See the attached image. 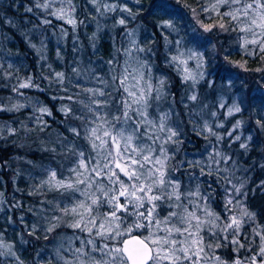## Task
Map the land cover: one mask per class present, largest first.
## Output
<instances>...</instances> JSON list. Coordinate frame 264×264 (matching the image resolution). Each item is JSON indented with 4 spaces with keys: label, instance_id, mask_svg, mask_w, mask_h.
I'll list each match as a JSON object with an SVG mask.
<instances>
[{
    "label": "snow or ice",
    "instance_id": "obj_1",
    "mask_svg": "<svg viewBox=\"0 0 264 264\" xmlns=\"http://www.w3.org/2000/svg\"><path fill=\"white\" fill-rule=\"evenodd\" d=\"M88 2L99 17L126 14L115 22L124 30L123 39L115 54L103 61L106 72L73 66L75 79L59 71L45 77L49 86L55 85L64 93L54 99L68 102L61 104L59 111L64 118L61 123L68 121L65 131L73 139L58 133L61 151L55 147L44 150L63 156L64 161L58 162V167L43 165L41 174L31 177L37 183L28 194L41 197L38 207L29 208L37 219L28 226L21 217V223L29 237L39 240L43 234L51 244L50 251L46 247L37 253V264H264V223L249 209V191L235 174L236 161L221 147L226 138L228 148L233 143L241 149L249 147L252 136L242 139L243 101L228 104L220 97L209 113L212 119H204L202 126L193 129L207 142L205 151L199 158L188 159L187 154L178 158L184 144L182 130L172 122V106L162 107L169 102L171 85L166 75L154 73L153 48L138 40V29L128 28L130 20L143 12L142 6L133 10L118 0ZM177 3L196 22L191 40H185L171 18L160 17L156 28L165 41L164 63L188 85V101H199L197 89L202 82L209 89L216 87V81L208 79L212 74L207 46L200 50L204 33H224L234 41L231 49L223 42L211 45L214 59L230 66L224 69L228 87L232 76L239 78L232 69L264 73V66L248 67L249 59L257 57L264 65V0H196L195 6L186 0ZM135 4L142 5V0H135ZM35 7L44 13L39 19L44 26L52 25L49 16L73 31L84 23L76 18L73 0H36ZM163 7L153 5L154 9ZM164 15L171 17L173 13L166 11ZM60 32L62 38L68 36L63 26ZM173 34L174 40L170 39ZM90 39L95 46L97 35ZM73 51H78L75 42ZM233 53L240 59H233ZM12 67L9 63L5 68L0 62V80L13 79ZM15 79L11 86L14 96H25L23 89L44 90L31 76L16 75ZM12 99L8 97V103L0 100V113L31 106L11 103ZM220 110H224L223 119L218 115ZM260 112L255 123L264 129V108ZM52 115L46 106L33 107L29 116L33 126L24 121L19 127L0 124V139L21 132L43 133L50 127L44 117ZM232 117L230 128H225ZM258 187L264 189V181ZM217 188L222 192L218 194ZM21 239L29 243L23 236ZM220 249H230L231 254L226 256ZM0 264H24L15 244L6 241L3 232Z\"/></svg>",
    "mask_w": 264,
    "mask_h": 264
},
{
    "label": "trees",
    "instance_id": "obj_2",
    "mask_svg": "<svg viewBox=\"0 0 264 264\" xmlns=\"http://www.w3.org/2000/svg\"><path fill=\"white\" fill-rule=\"evenodd\" d=\"M118 2L127 3L133 10L141 6L143 8V12L135 20H130L128 28L138 29V40L153 48L155 51V56L152 57L155 64L154 73L166 75L171 85L169 102L164 103L162 107L167 109L170 105L172 106L175 113L172 122L178 123L182 130L184 144L178 158L185 157V154L188 159L199 158L205 151L207 142L197 136L193 129L196 125L202 126L204 119H212L209 113L215 110L220 97H223L228 104L233 101H243L246 110L242 114L245 121L242 139L252 136V140L248 142L249 147L245 150L241 149L238 143H233L228 148L227 138L221 147L225 148L236 161L238 170L235 174L245 182V187L249 191L247 205L257 214L258 221L264 223V189L258 187L261 181H264V167H261L264 165V129L255 123V118L261 115L260 110L264 108V73L232 69L239 78L232 76L231 87H228L224 79L228 73L224 69L230 66L223 65L214 59L211 45L223 42L225 48L231 49L235 46L234 41L224 33L218 36L204 33L200 38V50L203 51V46H207V56L210 60L209 71L212 74L208 79H214L216 87L209 89L206 83L202 82L197 89L199 101L195 103L188 101L187 95L190 94L188 85L183 84L177 72L164 63L165 41L156 28V23L162 16L165 19H173L180 34L189 41L194 35L193 28L196 27L191 13L182 8L177 0H142V5H136L135 0H118ZM186 2L193 6L196 4V0H186ZM35 3L36 0H0V62L4 63L5 68L9 63L13 65L9 70L13 73V79L0 80V100L8 103V97L12 96L11 103L20 101L31 105L18 112L0 113V124L19 127V122L24 121L29 126H33L29 121L33 107L46 106L53 113L51 117H44L50 127L43 133L34 132L25 135L21 132L16 136L0 139V193L3 194L0 197L2 201L0 202V232L4 233L6 241L15 244L17 253L24 264H37L39 260L37 253H42L46 247L48 251L51 250V244L43 239V234H40L39 240L29 237L24 223H21V217L28 226L37 219L29 208L38 207L41 197L28 194L32 185L37 183V180L31 177H38L41 174L40 167L43 165L58 167V162L64 161L63 156H56L53 152L44 150L55 147L57 152L61 151L60 144L57 143L58 133H64L69 140L73 139L71 134L65 131L68 121H65V124L61 123L64 118L59 111L61 104L68 102L54 99L64 93L58 91L55 85L49 86L45 77H50L54 72L59 71L75 79L72 72L73 66H79L81 70L94 67L97 72H106L107 68L103 61L115 54V48L120 46L123 39L124 30L115 22L120 16L126 15L117 12L99 17L88 0H73L76 18L84 21L73 31L69 25L51 16L47 18L53 21L52 25H41L39 19L44 17V13L35 7ZM156 3L163 4L164 7L154 9L153 5ZM29 8L33 11H27ZM166 11L172 12L173 15L165 16ZM61 26L68 30L66 38L61 36ZM94 33L97 35L95 46L90 39ZM175 38V34L170 37L173 40ZM74 42L78 51H73ZM58 50L60 57L57 56ZM233 59H240V57L233 53ZM261 66L264 65L258 57L255 60L249 59L250 69ZM16 75L20 78L33 77L34 82L44 90L23 89L25 96H14L11 86L17 82ZM185 103L188 104L187 108L184 107ZM204 105L208 107L203 108ZM218 115L223 119L224 110H220ZM233 119L235 117L228 118L225 128H230ZM190 121H194L195 124ZM71 122L76 123V121ZM218 131L223 133L225 129H218ZM216 191L219 194L222 189L217 188ZM17 203H20L22 207H14ZM217 203H220V200H217ZM22 236L29 243H23ZM218 251L226 256L231 254L230 249Z\"/></svg>",
    "mask_w": 264,
    "mask_h": 264
}]
</instances>
